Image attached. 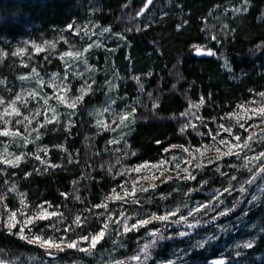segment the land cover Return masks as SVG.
Segmentation results:
<instances>
[{
	"label": "clouds",
	"instance_id": "1",
	"mask_svg": "<svg viewBox=\"0 0 264 264\" xmlns=\"http://www.w3.org/2000/svg\"><path fill=\"white\" fill-rule=\"evenodd\" d=\"M0 264H264V0H0Z\"/></svg>",
	"mask_w": 264,
	"mask_h": 264
}]
</instances>
